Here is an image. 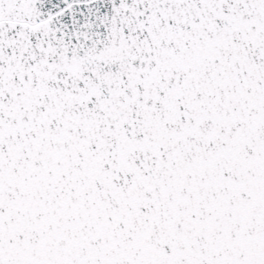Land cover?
Masks as SVG:
<instances>
[{
    "label": "snow or ice",
    "instance_id": "snow-or-ice-1",
    "mask_svg": "<svg viewBox=\"0 0 264 264\" xmlns=\"http://www.w3.org/2000/svg\"><path fill=\"white\" fill-rule=\"evenodd\" d=\"M0 264H264V0H0Z\"/></svg>",
    "mask_w": 264,
    "mask_h": 264
}]
</instances>
